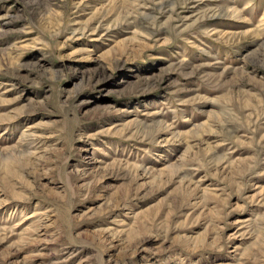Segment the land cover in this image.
<instances>
[{"label":"rangeland","instance_id":"rangeland-1","mask_svg":"<svg viewBox=\"0 0 264 264\" xmlns=\"http://www.w3.org/2000/svg\"><path fill=\"white\" fill-rule=\"evenodd\" d=\"M0 264H264V0H0Z\"/></svg>","mask_w":264,"mask_h":264}]
</instances>
